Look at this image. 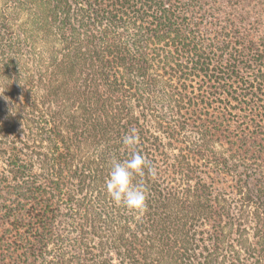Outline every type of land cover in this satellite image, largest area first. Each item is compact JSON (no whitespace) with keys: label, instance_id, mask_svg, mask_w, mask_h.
<instances>
[{"label":"trees","instance_id":"trees-1","mask_svg":"<svg viewBox=\"0 0 264 264\" xmlns=\"http://www.w3.org/2000/svg\"><path fill=\"white\" fill-rule=\"evenodd\" d=\"M0 264H264V0H0Z\"/></svg>","mask_w":264,"mask_h":264},{"label":"clouds","instance_id":"clouds-1","mask_svg":"<svg viewBox=\"0 0 264 264\" xmlns=\"http://www.w3.org/2000/svg\"><path fill=\"white\" fill-rule=\"evenodd\" d=\"M139 142L140 136L135 128L123 135L121 144L128 152V158L120 160L113 157L104 181V190L111 202L130 213L143 212L147 207V186L137 177H144L146 170L148 175L156 176V168L136 150Z\"/></svg>","mask_w":264,"mask_h":264}]
</instances>
